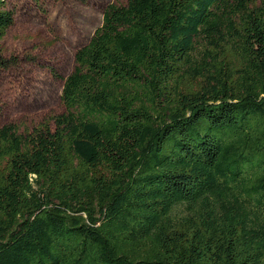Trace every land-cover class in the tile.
I'll return each instance as SVG.
<instances>
[{"label": "trees", "instance_id": "trees-1", "mask_svg": "<svg viewBox=\"0 0 264 264\" xmlns=\"http://www.w3.org/2000/svg\"><path fill=\"white\" fill-rule=\"evenodd\" d=\"M60 99L0 128V264H264V0L109 4Z\"/></svg>", "mask_w": 264, "mask_h": 264}, {"label": "rangeland", "instance_id": "rangeland-1", "mask_svg": "<svg viewBox=\"0 0 264 264\" xmlns=\"http://www.w3.org/2000/svg\"><path fill=\"white\" fill-rule=\"evenodd\" d=\"M128 0H6L14 24L0 41L13 65L0 69V128L31 131L65 108L64 79L75 68V53L102 23L109 4Z\"/></svg>", "mask_w": 264, "mask_h": 264}]
</instances>
